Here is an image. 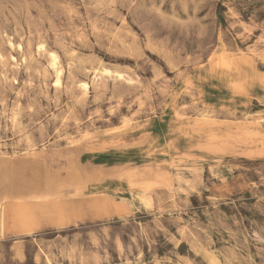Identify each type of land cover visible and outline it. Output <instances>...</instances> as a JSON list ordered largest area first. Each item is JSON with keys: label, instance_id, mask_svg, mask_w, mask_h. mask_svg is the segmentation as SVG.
Here are the masks:
<instances>
[{"label": "rangeland", "instance_id": "rangeland-1", "mask_svg": "<svg viewBox=\"0 0 264 264\" xmlns=\"http://www.w3.org/2000/svg\"><path fill=\"white\" fill-rule=\"evenodd\" d=\"M101 189L0 264H264V0H0V206Z\"/></svg>", "mask_w": 264, "mask_h": 264}, {"label": "bare ground", "instance_id": "bare-ground-1", "mask_svg": "<svg viewBox=\"0 0 264 264\" xmlns=\"http://www.w3.org/2000/svg\"><path fill=\"white\" fill-rule=\"evenodd\" d=\"M52 65H57L55 57L52 56ZM231 66V65H230ZM56 67V66H55ZM56 82H59L60 69H57ZM83 88H86L84 82ZM158 141V139H157ZM156 143V142H155ZM122 169H131L134 174L126 173ZM139 166L132 165L128 167H117L113 171L107 173L111 178L125 177L126 182L132 185V178H138L140 172ZM106 174L102 173L100 182L107 181ZM138 182V181H137ZM58 186L68 188L69 184L60 183ZM114 193H109L106 190L94 191L86 198L85 203L81 201H70L67 197H62L54 194H34L33 196H5L0 206V222L4 231L11 229L20 234L33 233L43 226H48L50 223L67 224L69 222L84 220L86 216L100 218L106 214L118 212L122 210V204L113 196ZM42 195V196H40ZM118 199V198H117ZM67 205H71L79 211L74 212L69 217ZM46 211H49L46 213ZM8 228V229H5Z\"/></svg>", "mask_w": 264, "mask_h": 264}]
</instances>
